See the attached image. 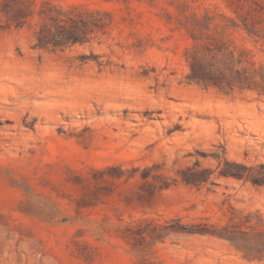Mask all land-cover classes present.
I'll use <instances>...</instances> for the list:
<instances>
[{"label":"rangeland","instance_id":"rangeland-1","mask_svg":"<svg viewBox=\"0 0 264 264\" xmlns=\"http://www.w3.org/2000/svg\"><path fill=\"white\" fill-rule=\"evenodd\" d=\"M231 1L0 0V264H264V92L187 79L193 30L264 67L203 20ZM94 9L104 31L37 45Z\"/></svg>","mask_w":264,"mask_h":264},{"label":"trees","instance_id":"trees-1","mask_svg":"<svg viewBox=\"0 0 264 264\" xmlns=\"http://www.w3.org/2000/svg\"><path fill=\"white\" fill-rule=\"evenodd\" d=\"M240 10L237 17L213 14L203 18L212 22L219 18L215 25H219L223 34L226 30H240L246 36L264 41V22L261 12L264 10V0H232ZM236 12V11H235ZM109 14L105 11L84 10L76 14H63L61 17L51 18V22L41 24L36 32L37 45L48 47L63 45L67 42L83 41L87 32L104 31L109 25ZM191 38L196 44L203 42L204 49L195 48L189 55V81L197 82L205 87L214 86L232 92L236 88H255L259 93L264 92V67L255 66L245 48L235 41H224L215 35L191 31ZM225 175L242 177V173L224 172ZM189 183H197L203 179L191 176L186 179ZM179 220V218H177ZM205 226V224H203ZM198 232H208L199 229ZM229 232V230H228Z\"/></svg>","mask_w":264,"mask_h":264}]
</instances>
